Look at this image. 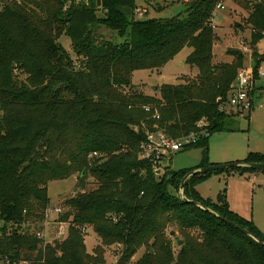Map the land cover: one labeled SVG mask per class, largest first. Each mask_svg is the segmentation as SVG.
<instances>
[{"label": "trees", "instance_id": "1", "mask_svg": "<svg viewBox=\"0 0 264 264\" xmlns=\"http://www.w3.org/2000/svg\"><path fill=\"white\" fill-rule=\"evenodd\" d=\"M220 2L191 0L164 19L137 18L135 0H100L99 7L96 0H21L0 8L2 264H105L112 246L119 248L115 264H264V246L255 240L264 242V234L230 209L225 189L215 201L196 190L212 172L184 182L185 198L200 207L179 197L188 172L212 165L209 136L234 131L229 123L240 113L220 107L242 66L241 52L231 62H213L212 20ZM242 2L256 80L264 0ZM102 27L122 40L102 37ZM62 35L77 63L59 43ZM184 47L191 48L186 63L197 69L192 79L156 92L131 83L134 71L159 70ZM156 130L173 139L205 132L182 149H200L199 164L168 166L158 176L140 157L145 132ZM238 162L264 163V153L248 152ZM75 174V194L52 219L67 224L68 234L47 242L26 225L45 221L49 181ZM171 225L179 237L168 235ZM87 228L98 240L91 252L84 244Z\"/></svg>", "mask_w": 264, "mask_h": 264}, {"label": "rangeland", "instance_id": "2", "mask_svg": "<svg viewBox=\"0 0 264 264\" xmlns=\"http://www.w3.org/2000/svg\"><path fill=\"white\" fill-rule=\"evenodd\" d=\"M81 1V0H78ZM143 17L137 18H170L184 10L185 3L191 0H135ZM247 1V0H245ZM251 2V0H248ZM222 9L215 10L213 15L214 32L217 40L213 44V62H231L234 58L233 50L242 54V66H253L251 56L252 47L249 44L251 30L245 22L247 12L242 0H222ZM147 11V12H146ZM99 16L101 12L97 13ZM102 37L119 42L122 39L105 27L99 30ZM62 47L75 59L71 49L69 37L62 35L59 38ZM256 51L263 55L260 66L264 69V38L254 46ZM191 48L184 47L170 61L159 70H136L131 77V83L143 88L147 92H156L162 84H178L192 79L197 74V69L186 63V57ZM76 63L77 59L74 60ZM253 69V67H252ZM155 87V90L153 88ZM255 93L253 95V107L245 110L232 118L229 123L234 131L213 133L208 138V160L212 164L238 162L243 160L248 152L264 153V77L255 80ZM200 149L189 148L174 153L168 158L169 167L173 170L192 168L199 164ZM76 174L65 179H52L47 185L50 203L48 208H60L65 210L64 201L75 194ZM87 188H94L95 184L87 179ZM204 198L215 201L218 193L225 189L228 206L241 216L251 219L262 232L264 231V171H254L239 175L232 169L214 171L208 180L197 187ZM60 212V213H61ZM55 214H52L48 222H32L26 225L30 232H44L45 240L53 242L65 239L68 234L67 224L52 222ZM1 225V223H0ZM63 234L57 238L60 228ZM84 238L86 250L91 252L98 240L91 228H87ZM169 236H177L176 225L168 229ZM172 233V234H171ZM181 244V243H180ZM179 244V245H180ZM119 248L112 246L105 249V264H115ZM0 264L2 262L0 261Z\"/></svg>", "mask_w": 264, "mask_h": 264}, {"label": "built area", "instance_id": "3", "mask_svg": "<svg viewBox=\"0 0 264 264\" xmlns=\"http://www.w3.org/2000/svg\"><path fill=\"white\" fill-rule=\"evenodd\" d=\"M20 1L21 0H0V8L3 5L12 2L18 3ZM222 8V3H218L216 10ZM135 15L142 16L140 8H136ZM253 75V69L251 66L240 68L238 70L236 78L228 91L226 102L220 106L222 110L241 113L245 110H250L253 107V99L251 97V92L255 88V80ZM257 76L258 78L264 77V69L261 66H259L257 69ZM145 110L147 111L149 108L146 107ZM201 123L202 121L198 122L197 125H201ZM200 134H205V132H192L183 137L173 139L160 130L147 131L145 132V140L140 144V157L147 160L151 164L155 173L158 176H161L164 174L165 168L169 166L168 158L174 153L179 152L185 147L191 145ZM93 155H95V153ZM60 212V208H54V210L47 208L44 213V222H48V219L52 214L57 215ZM62 234L63 228L61 227L56 234L57 238H60ZM36 235L39 238L45 240L44 232H37Z\"/></svg>", "mask_w": 264, "mask_h": 264}, {"label": "water", "instance_id": "4", "mask_svg": "<svg viewBox=\"0 0 264 264\" xmlns=\"http://www.w3.org/2000/svg\"><path fill=\"white\" fill-rule=\"evenodd\" d=\"M96 5L97 7L100 6V0H96ZM238 51L237 50H233L232 54L235 56L237 55ZM153 90H155V87L153 88ZM241 166H246L252 170H256V171H264V163H257V162H251V163H240V162H229V163H221V164H212L206 167H202L199 168L197 170H193L188 172L181 180L180 183V188H179V197L184 200L185 202L188 203H192L194 205H197L200 207V205L195 202V201H191V200H187L184 196V192H183V188H184V182L192 175L196 174V173H205V172H214V171H221L224 169H230V168H236V167H241ZM210 213H212L213 215H215L213 212L209 211ZM235 228H237L238 230H240L241 232L249 235L250 237H252V235H250L247 230H245L244 228L240 227L239 225L235 224V223H231ZM172 234V233H171ZM254 238V237H252ZM255 239V238H254ZM257 242L260 243L261 246H264V242L255 239ZM181 241L178 242V244H180Z\"/></svg>", "mask_w": 264, "mask_h": 264}, {"label": "crops", "instance_id": "5", "mask_svg": "<svg viewBox=\"0 0 264 264\" xmlns=\"http://www.w3.org/2000/svg\"><path fill=\"white\" fill-rule=\"evenodd\" d=\"M213 21V20H212ZM256 90V89H255ZM254 93H255V91H254ZM254 95V94H253ZM253 98V97H252ZM198 187V186H197ZM197 187H196V190L198 191V189H197ZM199 192V191H198ZM199 194H200V192H199ZM201 195V194H200ZM202 196V195H201ZM203 197V196H202ZM204 198V197H203ZM232 211H234L232 208H230ZM234 212H236V211H234ZM237 213V212H236ZM239 214V213H238ZM240 215V214H239ZM255 225H257V224H255ZM257 228H258V226H257ZM261 232H262V230H261V228L259 227L258 228ZM263 234H264V231L262 232Z\"/></svg>", "mask_w": 264, "mask_h": 264}]
</instances>
